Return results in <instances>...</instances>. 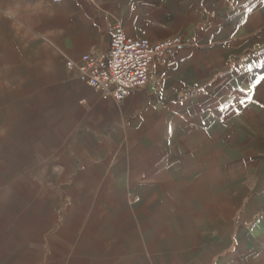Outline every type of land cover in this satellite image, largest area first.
Wrapping results in <instances>:
<instances>
[{
	"label": "crops",
	"instance_id": "crops-1",
	"mask_svg": "<svg viewBox=\"0 0 264 264\" xmlns=\"http://www.w3.org/2000/svg\"><path fill=\"white\" fill-rule=\"evenodd\" d=\"M114 22L180 38L119 102L64 64ZM0 118L41 182L0 204L53 213L39 264H264V0H0ZM6 216L0 264H33Z\"/></svg>",
	"mask_w": 264,
	"mask_h": 264
},
{
	"label": "built area",
	"instance_id": "built-area-1",
	"mask_svg": "<svg viewBox=\"0 0 264 264\" xmlns=\"http://www.w3.org/2000/svg\"><path fill=\"white\" fill-rule=\"evenodd\" d=\"M178 44V36L150 41L144 30H140L137 37L129 36L122 24L114 22L108 28V44L104 52H85L77 60L66 59L64 64L66 69L75 70L78 80L96 90L102 99L119 102L142 87L153 61L162 58ZM172 63L168 61L166 65Z\"/></svg>",
	"mask_w": 264,
	"mask_h": 264
},
{
	"label": "rangeland",
	"instance_id": "rangeland-1",
	"mask_svg": "<svg viewBox=\"0 0 264 264\" xmlns=\"http://www.w3.org/2000/svg\"><path fill=\"white\" fill-rule=\"evenodd\" d=\"M3 119L0 118V123H3ZM2 125L0 124V127ZM12 133L7 132L6 130L0 133V137L3 138V142L0 141V194H4L7 190L16 189L17 191H23L26 188H30L33 186L34 189H37L40 185V181H24L21 180L20 173H25L26 165L24 164H16V151L10 147L13 144V141L10 140ZM20 151H24L20 149ZM35 168H33L34 170ZM48 187L52 185L51 181L44 182ZM0 195L1 200L3 197ZM38 196V195H37ZM53 196V195H52ZM49 197V200L53 198ZM20 195L18 194V199H20ZM42 198L32 197V207L27 205L25 208L14 210L10 208L9 210H5L3 204H0V219L3 216H6V221L10 219V222H15L17 224L16 229H12L11 232H16V235L19 237L20 235L26 234L28 235L30 232V228L28 225H32V236H33V264H39L40 262L36 261V258L43 252L42 245L40 243L39 237H37V232L42 229L43 225L48 224V220L53 218V213L49 212L46 206L41 207ZM2 203V202H1ZM24 209H27L24 211ZM32 210V213L29 210ZM13 211V212H11ZM52 213V214H51ZM31 216V217H30ZM25 217L27 219V227L25 229L24 220ZM30 217V219H29ZM23 225V227H21ZM1 231V230H0ZM39 240V241H38ZM72 250H70V260L67 262L68 264H72L71 261ZM63 262L50 261L49 264H62Z\"/></svg>",
	"mask_w": 264,
	"mask_h": 264
}]
</instances>
